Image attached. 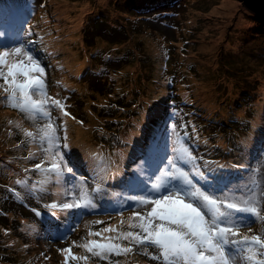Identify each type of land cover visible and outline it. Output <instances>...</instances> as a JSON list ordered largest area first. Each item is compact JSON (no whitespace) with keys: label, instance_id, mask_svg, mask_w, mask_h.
<instances>
[{"label":"rangeland","instance_id":"rangeland-1","mask_svg":"<svg viewBox=\"0 0 264 264\" xmlns=\"http://www.w3.org/2000/svg\"><path fill=\"white\" fill-rule=\"evenodd\" d=\"M68 1L66 9L71 15L69 21H72V16L83 3L90 5L86 11H92L79 20L76 35L71 36L69 41L70 48L75 53L72 56L80 61L79 67L56 68L52 77L47 76L51 77L50 82L46 81L47 97L60 101L64 109L51 104L49 100L46 111L50 115L45 116L39 112L28 114L10 106L4 99L6 93L0 88V153L6 150L7 143L18 144L24 140L30 152L37 157L36 160L42 155L53 157L52 152L55 153L57 149L39 151L40 146L37 144L42 140L46 126L51 123L57 128V135L66 136L63 143L68 144L72 154L78 152L80 160L93 168L113 167L111 175L117 176L126 171L121 164L125 157L121 146L135 138L131 132L130 139H125L126 133L122 130L124 116L121 115L120 121V115L114 113L117 109L120 112L124 109L122 104L140 101L144 108L154 113L153 107L170 101L171 96L178 98L182 91L187 95L203 96L209 86H219L223 90L220 98L222 105L232 102L237 107H242L264 103V24L260 22L259 15L243 5L242 0H171L141 9L125 4L115 8L110 5L111 0ZM223 1L236 4L224 12ZM11 3L10 0H5V8L12 5ZM9 15V19H12V14ZM83 18L87 20L83 21ZM10 34L15 37V42H20L14 28ZM7 45L15 46V43L8 40ZM50 47H53L57 57L63 55L58 42ZM37 57L44 66V56ZM91 76L100 85H105L106 91L101 90L100 86L90 84ZM117 83L124 86L123 93L114 89ZM3 84V79H0V85ZM33 99L39 100L41 97L34 95ZM64 111L70 115H64ZM29 132L32 133L31 136L27 134ZM258 135H261L262 142L257 144L253 157L254 175L247 179L249 184L255 179L254 184L249 189L247 186L240 189L239 178L229 187L238 190L237 195L242 193L244 199L252 195L258 201L257 205L261 202L263 191V182L260 179L264 178V124ZM44 139L48 147L47 139ZM61 140L62 138L59 141ZM1 158L2 155L0 190L11 189L16 179L5 175V164ZM30 167L31 163L27 162V167L23 169L27 171ZM63 181V177L57 180L52 191L58 193ZM128 184L131 187L135 185L132 179L128 180ZM69 190L75 194L72 201L75 198L81 199L82 193H91L99 205L95 212L83 213L82 218L76 212L71 217L69 225L77 224L75 229L81 234L73 247L75 252L83 254L86 250L79 245L88 239H100L89 237V231H99L109 224L123 232L139 231L138 228L129 227L133 209L127 198L117 206L123 208L128 205L121 217L115 211L116 208L108 209L110 202L101 200L98 191H76L72 185ZM4 199L3 205L12 209L13 200ZM20 213L24 214V211L20 210ZM93 221L103 223L94 224ZM3 224L16 226L15 221L0 215V228L4 227ZM104 235L114 237L117 233L109 232ZM20 238L25 245H37L30 236ZM115 242L123 247H132L133 251L119 256L111 255L107 260L87 252L88 264L160 262L151 258L158 252H153L147 245H136L126 240ZM0 244V254L5 251L8 258H11L10 252L15 247L5 249L2 240ZM52 246L54 245L49 244V248ZM29 251L33 258L42 255L39 248H30ZM56 257L58 254L54 256L55 261ZM56 263L60 264L57 261ZM239 263L251 264L244 256L233 260V264ZM41 264H49V261L43 257Z\"/></svg>","mask_w":264,"mask_h":264},{"label":"snow or ice","instance_id":"snow-or-ice-1","mask_svg":"<svg viewBox=\"0 0 264 264\" xmlns=\"http://www.w3.org/2000/svg\"><path fill=\"white\" fill-rule=\"evenodd\" d=\"M3 35L0 32V36ZM14 43L15 46L5 45L0 49V79L4 81L0 88L6 93L4 99L10 106L25 113L39 112L48 116L50 113L46 111V106L51 98L46 95V68L29 42ZM34 95H39L41 99H33ZM51 104L64 109L60 101L51 100ZM64 115L70 114L64 111ZM27 134L32 135L31 132ZM43 135L47 139L49 150L57 149L51 167L46 171L61 177L66 170L73 179L83 182L84 177H77L74 168L70 166L72 153L61 151L68 149V144L56 143L61 139L57 136V128L50 123ZM63 139L66 140V136ZM178 151L179 160L185 166L191 164L194 175L185 171L184 166L177 167L176 162L170 161L169 170L156 176V182L147 191L127 198L133 209L129 227L138 228L139 231L123 232L109 224L99 231H89V237L100 239H88L79 246L92 256L105 260L111 255L132 252V247H123L115 242L126 240L136 245L155 247L158 254L151 258L160 261V264H233V260L242 256L251 264H264V259H257L258 255H264V252L258 251L264 250V237L244 235L240 239L235 238L239 236L238 229L242 226L252 231L249 217L252 220H264V216L260 215V208L257 207L258 201L252 195L244 199L242 193L237 195L238 190H232L228 185L220 186L216 173H220L222 177L226 170L224 165L201 171L195 163L196 157L188 148L181 146ZM35 168L40 169L41 164L35 165ZM81 196V199L64 203L60 208L74 211L80 218L85 212H95L99 205L94 196L86 193ZM237 201H242L244 206ZM125 210L115 209L121 217ZM93 223L102 224L103 221ZM77 226L74 224L60 238L67 239ZM109 232H116L117 235H104ZM73 245H76L75 241ZM61 251L65 253V264L69 260H88L87 256L73 254L71 246Z\"/></svg>","mask_w":264,"mask_h":264},{"label":"trees","instance_id":"trees-1","mask_svg":"<svg viewBox=\"0 0 264 264\" xmlns=\"http://www.w3.org/2000/svg\"><path fill=\"white\" fill-rule=\"evenodd\" d=\"M5 0H0V32H3L4 35L0 36V43H4V40L11 38L10 32L11 29L15 27L14 20H9L10 15L9 13L13 12L15 13L16 7L14 6L13 2L11 3L10 8H5L4 6ZM69 4V1L66 0ZM171 0H111L110 5H112L115 8H118L121 4H125L128 7H134L136 9H141L142 7H149L154 6L160 3H164ZM67 4V5H68ZM67 7V6H66ZM86 8L84 11H82L81 17L86 16V14L91 13V11ZM77 12V11H76ZM75 12V14H76ZM56 11L54 10L52 15H56ZM74 14V15H75ZM70 15V13H69ZM74 15L72 16V21H69L71 15L68 18V24L71 25L72 22L75 20ZM101 16V15H100ZM260 22L264 24V16L259 15ZM13 19V18H12ZM80 19H78L79 22ZM87 20L86 18H83V21ZM63 23V22H61ZM64 27H61V35L59 39V45L61 47V51L63 52V55L59 58H53V56H49V60L55 59L57 62V65L62 68H68L70 65L75 64L79 65L80 61L73 57L69 56L66 57L64 54V51L62 50V45L65 39H68V43L70 39L72 38L69 35H62V29ZM77 32V29H76ZM75 32V33H76ZM85 34H83L84 36ZM102 48V47H101ZM49 53V52H48ZM74 65V66H75ZM51 66H54V63H51ZM212 91L211 93L217 97L216 107L214 108V113L219 114V116L215 119V121L211 124V126L215 127L217 129V136L214 138V140H209L206 137H200L195 139V145H201L202 148L208 153L206 156H203L202 158L206 159V168H217L219 165L225 166V172L222 174L216 173L217 179L219 182L226 183L229 181L231 174L237 173L238 169H236V166L243 163V160L248 157V143L252 139V137L255 134V128L254 124L258 125L261 118L256 114L262 113L264 114V103L259 102L256 105H248V106H242L237 107L234 103H230L229 105H222V101L220 100L221 95L223 94V90L219 89L218 87L211 86ZM185 92V91H184ZM215 92H218L219 94H215ZM186 93V92H185ZM200 98V100H199ZM195 99L201 101L202 103H207L205 100L202 99V96H197L195 94ZM262 111H259L262 109ZM147 108L143 109V113L147 116L149 115ZM156 131V127L153 124L149 135H152ZM126 133L125 139L130 138L129 131H124ZM228 134L231 139L228 142H221L220 136L224 134ZM61 136V135H57ZM45 137L43 136L42 140L39 141L37 144L40 146L38 150L41 149H48V147L45 144ZM62 143L64 141L63 137ZM61 141H56V143L61 144ZM22 149L24 152V157L26 158L25 164L27 165V162L31 163V167L27 171L19 170L21 178H27L30 181V184L37 188H31L30 194H42L44 192H47L48 194L51 193L52 187L54 184V181L56 179V174L52 173L50 171H46V169H49L51 167L52 159L55 156L52 151L53 157H49L47 155H42L39 157V160H36V156L33 155L30 152V149L28 147V144L26 141L21 140L18 144H9L6 146V150L4 151L5 157H6V165L8 167L7 175L12 176V172L14 169L12 168V155L17 156V149ZM65 151L71 152V150L68 148ZM160 151V147H151L145 149V159L141 165L142 170H147L148 163L152 160L153 157ZM74 154H72L73 156ZM71 156V157H72ZM34 160V161H33ZM58 160V157H57ZM125 158L121 162L122 165L125 164L124 162ZM13 162H16L14 159ZM41 164L40 169H36L35 165ZM87 164V163H86ZM88 167H91L89 164H87ZM248 166V163H246L239 172L243 171L244 168ZM133 170L135 168H132ZM149 173H151L150 170H148ZM127 173V172H126ZM264 195V192H263ZM58 198L60 199V196L58 195ZM0 215L1 213H4L6 217L9 218V220L15 221L16 226H7L4 225V227L0 228V240L3 241V244L5 245V248H14L10 252L11 258H8L7 255L0 254V264H27L24 263L25 257L21 255L22 251L26 250V245L21 242L20 236H28L36 227L39 225L40 222H38L36 219L32 220H26V219H16L15 212L13 209L6 208L4 205H0ZM260 208V215L264 216V197L262 200V204L259 207ZM249 220H252L251 217H249ZM255 224L250 223V227L252 231L250 232H244L243 235H255L253 233L254 228L258 230L264 229V220H255ZM2 245V244H0ZM12 255H16V257H13ZM7 256V258H3ZM260 257L257 256V259Z\"/></svg>","mask_w":264,"mask_h":264},{"label":"bare ground","instance_id":"bare-ground-1","mask_svg":"<svg viewBox=\"0 0 264 264\" xmlns=\"http://www.w3.org/2000/svg\"><path fill=\"white\" fill-rule=\"evenodd\" d=\"M68 2L66 0H54L52 3V6L54 10L58 13L60 17V21L64 23V27L62 29V35H69L74 37L76 35V29L79 26L78 19H81L82 11H84L86 8H88L90 5L83 3L81 5V8L76 12L74 15L75 20L72 22L71 25L68 24V18H69V12L66 9ZM236 3L232 1H223L222 2V10L226 12V10L230 9L232 6H234ZM62 50L64 51V54L66 57L72 56L75 53L70 48V44L68 43V39H65L62 45ZM75 64H72L71 66H74ZM90 84L93 86H100L101 90L106 91L105 85H100L98 82H96V78L91 76L90 78ZM116 78H114L115 80ZM117 90L118 93L124 92V86L121 83H117L116 87L114 88ZM212 88L209 86L208 89L205 90V94L202 96V99L205 100L207 103H205V107L208 111L213 112L214 108L216 107L217 97L214 95V93H211ZM198 96V95H197ZM200 100V98H199ZM122 107L124 109L121 110H115V114L120 115V121L122 120L121 115L123 114L124 123L122 126V130L124 131H130L134 133V139L125 142L121 149L125 152V164L124 169L126 172H130L129 178L125 177L124 174L117 175L112 178L110 182H106L105 178H102L100 180H95L94 174L88 169L85 162L80 160L78 152H75L74 155L71 157L70 166H72L75 170L76 176H83L84 181L81 182L79 180H75L72 178L71 175H66L70 177V180L68 181V186H74L75 190L84 189V190H96L99 189L100 199L101 200H108L110 202L109 210H113L117 208L120 204L123 203V200L133 196L138 195L137 193L133 192L130 185L128 184V180L137 177L142 172V163L145 159V149L147 144V139L149 136V132L154 124V120L146 116L143 113L144 104L140 101H131L126 104H122ZM264 107V105H263ZM264 124V123H263ZM84 133V131H82ZM261 135H258L255 139H258ZM153 138V137H152ZM129 140V139H128ZM260 141H257V143H260ZM61 144L62 141H61ZM62 151V150H61ZM56 155V152L54 153ZM247 163V160L244 159L242 164H239L236 166V169L241 170V168ZM132 168H135L134 170ZM66 172V170H65ZM88 195H92L88 193ZM61 196L63 198L64 203H72L73 201L71 198L75 197V194L73 191L66 189L64 192L61 193ZM77 199V198H75ZM131 203V201H130ZM128 205H124L123 208H127ZM140 211H144L146 209H136ZM76 222V220L74 221ZM75 223L69 226H63L58 224L57 222H52L48 224V226L43 229L40 233V236L37 240V245H49L53 244L56 246H59L60 248H68L72 247V253L76 256H87V252L77 253L74 251L73 242L75 241L77 243V240L79 237H81V234L76 231V229L71 232L67 236L68 242L64 243L63 240L60 237L68 231L69 228H71ZM238 231L243 232H249V228L242 226L238 229ZM149 249H151L153 252H158L157 249L153 246H147ZM27 254L26 251H22V256H25ZM88 257V256H87ZM72 264H88V261L83 260H73ZM160 264V262H158Z\"/></svg>","mask_w":264,"mask_h":264},{"label":"clouds","instance_id":"clouds-1","mask_svg":"<svg viewBox=\"0 0 264 264\" xmlns=\"http://www.w3.org/2000/svg\"><path fill=\"white\" fill-rule=\"evenodd\" d=\"M23 6H26L27 8L33 9V6L28 5L25 2V0H22L21 3L19 4L20 8H23ZM15 22H16V18H15ZM61 27H62V23L60 21V17L58 15V13H56L55 17H53V19L49 25L42 26V28L45 29L46 31H48L50 33L51 37H53L54 39H56L57 35L59 34V28H60V33H61ZM48 82H50V81H48ZM167 114L169 116H168L166 121H169L170 119L174 118L178 113H176L173 110H168ZM140 180H142V179H140ZM147 181H152V179L147 180ZM147 181H144V183H146Z\"/></svg>","mask_w":264,"mask_h":264},{"label":"water","instance_id":"water-1","mask_svg":"<svg viewBox=\"0 0 264 264\" xmlns=\"http://www.w3.org/2000/svg\"><path fill=\"white\" fill-rule=\"evenodd\" d=\"M243 5L257 15H264V0H242Z\"/></svg>","mask_w":264,"mask_h":264}]
</instances>
